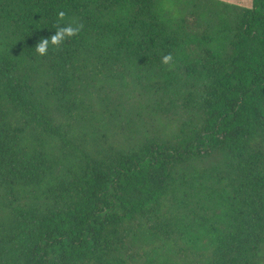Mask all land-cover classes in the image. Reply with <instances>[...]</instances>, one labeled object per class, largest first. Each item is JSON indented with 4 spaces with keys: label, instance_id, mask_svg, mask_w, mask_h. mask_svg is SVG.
I'll use <instances>...</instances> for the list:
<instances>
[{
    "label": "trees",
    "instance_id": "1",
    "mask_svg": "<svg viewBox=\"0 0 264 264\" xmlns=\"http://www.w3.org/2000/svg\"><path fill=\"white\" fill-rule=\"evenodd\" d=\"M0 264H264V0H0Z\"/></svg>",
    "mask_w": 264,
    "mask_h": 264
},
{
    "label": "clouds",
    "instance_id": "2",
    "mask_svg": "<svg viewBox=\"0 0 264 264\" xmlns=\"http://www.w3.org/2000/svg\"><path fill=\"white\" fill-rule=\"evenodd\" d=\"M65 13L63 11L58 12V16L63 18ZM79 29L71 25L64 27H58L55 29L53 34L45 38L39 39V42L35 45V50L40 55H44L48 51L49 44L59 45L65 37L73 36ZM172 59L171 54L165 55L162 57V62L167 64Z\"/></svg>",
    "mask_w": 264,
    "mask_h": 264
},
{
    "label": "rangeland",
    "instance_id": "3",
    "mask_svg": "<svg viewBox=\"0 0 264 264\" xmlns=\"http://www.w3.org/2000/svg\"><path fill=\"white\" fill-rule=\"evenodd\" d=\"M231 2H235L241 5H245V6H251L252 5V0H228Z\"/></svg>",
    "mask_w": 264,
    "mask_h": 264
}]
</instances>
